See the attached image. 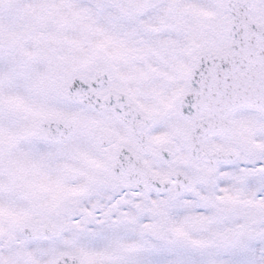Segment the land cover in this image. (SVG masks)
<instances>
[{
  "label": "snow or ice",
  "instance_id": "1",
  "mask_svg": "<svg viewBox=\"0 0 264 264\" xmlns=\"http://www.w3.org/2000/svg\"><path fill=\"white\" fill-rule=\"evenodd\" d=\"M0 264H264V0H0Z\"/></svg>",
  "mask_w": 264,
  "mask_h": 264
}]
</instances>
